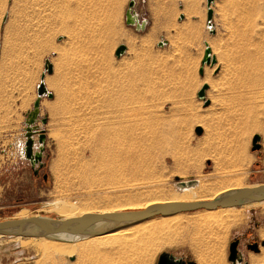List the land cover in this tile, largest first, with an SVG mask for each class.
<instances>
[{
    "label": "rangeland",
    "instance_id": "rangeland-1",
    "mask_svg": "<svg viewBox=\"0 0 264 264\" xmlns=\"http://www.w3.org/2000/svg\"><path fill=\"white\" fill-rule=\"evenodd\" d=\"M129 1L0 0V219L264 184V0H213L212 32L206 0H134L140 29L125 23ZM205 41L212 65L201 63ZM45 58L38 165L18 150ZM203 212L154 216L99 242L0 237V264H156L163 252L231 264L235 238L243 261L264 264V201L216 212L224 222L190 221Z\"/></svg>",
    "mask_w": 264,
    "mask_h": 264
},
{
    "label": "water",
    "instance_id": "water-1",
    "mask_svg": "<svg viewBox=\"0 0 264 264\" xmlns=\"http://www.w3.org/2000/svg\"><path fill=\"white\" fill-rule=\"evenodd\" d=\"M213 0H206V25L212 32V9L210 7ZM134 0H130L124 14L125 23L134 25L137 29L142 28L144 19H138V15L133 9ZM182 15L179 16L181 18ZM126 46L120 44L116 47L114 55L119 57L125 51ZM201 63L214 64L215 57L211 54V49L208 43L204 42V51ZM53 66L48 58L44 59L43 71L39 77V83L36 85V98L32 103V108L25 113L24 119V150L23 154L32 164H41L43 142L45 134L43 128L37 125V121L46 123V116L39 118L40 99L43 96L52 97V93L47 90L44 77L45 73L50 74ZM207 84L204 83L197 92V96L204 100V105L208 104L205 99V89ZM38 136L37 149L33 140L34 135ZM259 135L255 134L252 139V150H257L260 147L258 143ZM264 201V185L245 186L235 189H230L219 193L212 199L207 200H189V201H167L163 203H153L142 209H128L122 211H113L106 213H84L79 216L62 219L47 216H27V217H6L0 219V235L6 234H22L31 236H43L50 239L61 241H75L98 235L101 233L113 231L119 228H124L138 222H142L154 216L173 215L181 212H192L197 210L215 209L218 207H238L241 205L250 204L253 202ZM238 238L233 239L229 243L228 260L231 264H248L243 261L241 252L238 250ZM264 244V241L262 242ZM248 249L256 252L258 243L246 244ZM73 259V256H70ZM156 264H185L181 259L173 255L163 252L158 256ZM187 264H193L188 261Z\"/></svg>",
    "mask_w": 264,
    "mask_h": 264
},
{
    "label": "bare ground",
    "instance_id": "bare-ground-1",
    "mask_svg": "<svg viewBox=\"0 0 264 264\" xmlns=\"http://www.w3.org/2000/svg\"><path fill=\"white\" fill-rule=\"evenodd\" d=\"M44 81H45V79H44ZM37 85V84H36ZM141 129V128H140ZM111 130V129H110ZM113 130H117V129H113ZM113 130H111V131H113ZM119 130H121V129H119ZM124 130V129H123ZM108 131V130H107ZM125 131H127V130H125ZM125 131H123V132H125ZM136 131V130H135ZM140 131V130H139ZM143 131V130H142ZM113 132H115L116 133V131H113ZM113 132H111L112 133V135L114 134ZM117 132H120V131H117ZM128 132H131V131H128ZM137 132H138V130H137ZM141 132V131H140ZM126 133V132H125ZM132 133H133V130H132ZM144 133H145V135H146V132L144 131ZM102 134V133H101ZM109 134V133H108ZM120 134H121V136H123L122 135V133L120 132ZM124 134V133H123ZM129 134V133H128ZM131 134V133H130ZM134 134V133H133ZM132 134V135H133ZM136 134V133H135ZM138 134V133H137ZM140 135L142 134V132L141 133H139ZM110 136H111V134H109ZM117 135V134H116ZM115 135V136H116ZM131 135V136H132ZM139 135V136H140ZM110 136H108V137H110ZM115 136H113V137H115ZM119 135H117L116 137H118ZM124 136H126V134L124 135ZM130 135H127V137H129ZM143 136L144 135H142V138H143ZM112 137V138H113ZM126 137V138H127ZM111 138V139H112ZM110 138H106V143L107 144H110L111 142V140H109ZM119 140H120V138H118ZM124 139V138H123ZM139 139H141V137H139ZM144 139H145V137H144ZM143 139V140H144ZM149 139V138H148ZM122 140V139H121ZM151 140H152V138H151ZM145 141V140H144ZM150 141V140H149ZM140 142H142V141H140ZM144 145V144H143ZM35 146L37 147V145L35 144ZM35 149V148H34ZM37 149V148H36ZM23 150H24V148H23V146L22 147H20L19 148V153H20V155H23ZM241 165H244V163H241ZM243 171H244V168H242V167H240V174H243ZM213 174L212 173H206V174H204V176L206 177V178H208V177H210V176H212ZM261 185H264V184H261ZM250 186H256V185H250ZM235 188H239V187H237V184H234V185H232V186H229V187H225V188H223V189H221V190H218V191H216V192H212V193H199V194H194V196H191V197H189L188 199L189 200H207V199H212V198H214L216 195H218L219 193H221V192H224V191H227V190H230V189H235ZM157 195V194H156ZM154 195V196H149V197H147V198H144L142 201H141V199H140V201H136V200H134V199H130L129 201H127V203H125V204H122V205H115V206H111V207H113V209L111 208V209H102V210H99V211H97V213H106V212H113V211H122V210H128V209H133V208H130V206H132L133 207V205H138L139 207H140V209H142V208H145V207H147L148 205H150V204H153V203H163V202H167V201H189V200H184V197L185 196H181V195ZM180 197H183V198H180ZM190 198H192V199H190ZM136 201V202H135ZM254 203V202H253ZM62 207H66V205H64L63 203H62V205H61ZM60 206V208H62ZM129 207V208H128ZM135 207V206H134ZM138 207V208H139ZM59 208V207H58ZM59 208V209H60ZM233 207H218V208H215V209H207V210H204L205 212H203L202 214H198V215H196L195 217H193L190 221L191 222H194V223H197V224H203V225H209V224H211V223H219V222H224V217L222 216V214H220V215H217L216 214V212H225V213H228L227 215H229V211L232 209ZM65 210L64 211H66V213H65V216L64 217H60V218H62V219H67V218H71V217H75V216H79V215H82V214H84V213H91V212H86L85 211V209H81V210H74V208H73V210L72 209H69V208H64ZM76 209V208H75ZM63 213V212H62ZM174 215V214H173ZM176 215V214H175ZM33 216V215H32ZM162 217H168V216H170V215H161ZM16 217H27V216H16ZM173 217H171V219H172ZM149 219H152V218H149ZM149 219H147V220H149ZM147 220H144V221H142V222H145V221H147ZM142 222H138V223H142ZM174 222V221H173ZM187 222H189V221H187ZM137 224V223H136ZM136 224H133V225H135L136 226ZM133 225H130V226H127V227H124V228H119V229H116V230H113V231H109V232H105V233H101V234H98V235H94V236H91V237H87V238H84V239H80V240H77V241H79V243H83L84 241H89V242H96V241H98L99 242V240H97L96 238L97 237H99V236H107V235H112V234H118V233H120V232H125V231H128L130 228H128V227H134ZM20 235H22V234H6V235H3V236H1L0 235V237H4V236H13V237H18V236H20ZM40 237V236H39ZM42 237V239L44 240V242L45 243H47V245L45 246V243L43 244L42 243V246H43V248H44V246H45V248H48L49 246H50V244H58V243H60V242H62L61 240H55V239H50V238H47V237H43V236H41ZM5 238V237H4ZM76 241V240H75ZM65 242V241H64ZM66 242H68V241H66ZM49 243V244H48ZM56 245H54V246H56ZM48 246V247H47ZM53 245H51V247H52ZM58 247H59V245H58ZM52 249V248H51ZM44 250V249H43ZM55 250H56V248H55ZM71 254V253H70ZM252 259H255V258H253L252 257Z\"/></svg>",
    "mask_w": 264,
    "mask_h": 264
},
{
    "label": "flooded vegetation",
    "instance_id": "flooded-vegetation-1",
    "mask_svg": "<svg viewBox=\"0 0 264 264\" xmlns=\"http://www.w3.org/2000/svg\"><path fill=\"white\" fill-rule=\"evenodd\" d=\"M238 242H239V240H238Z\"/></svg>",
    "mask_w": 264,
    "mask_h": 264
}]
</instances>
